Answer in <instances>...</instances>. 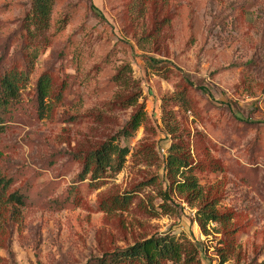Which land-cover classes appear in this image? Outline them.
I'll list each match as a JSON object with an SVG mask.
<instances>
[{"label":"rangeland","instance_id":"1","mask_svg":"<svg viewBox=\"0 0 264 264\" xmlns=\"http://www.w3.org/2000/svg\"><path fill=\"white\" fill-rule=\"evenodd\" d=\"M30 4L0 0V77L30 69L0 137V175L25 196L0 212V264H108L165 234L190 243L194 260L178 264H264V0H54L35 38ZM113 136L129 150L122 169L80 180ZM173 144L197 200L174 189ZM205 205L218 218L203 230Z\"/></svg>","mask_w":264,"mask_h":264},{"label":"trees","instance_id":"2","mask_svg":"<svg viewBox=\"0 0 264 264\" xmlns=\"http://www.w3.org/2000/svg\"><path fill=\"white\" fill-rule=\"evenodd\" d=\"M53 4L54 0H31L29 12L24 20V31L28 37L41 36L49 29ZM33 56L36 59L37 55ZM29 74L30 69L21 72L10 70L3 72L0 77V137L5 131L8 117L19 103L21 89L27 83ZM50 89V77L41 75L35 84V101L41 114L45 111V99ZM142 119L141 111L136 112L118 135L129 137L137 130ZM116 140V137H110L85 157L78 175L80 180L87 176L97 179L106 172L117 173L122 169L129 150L116 143ZM166 165L170 176L177 177L173 182L175 191L184 195L188 201L199 199L201 188L192 173L191 162L185 153L176 150L174 144L169 149ZM12 185L11 178L0 175V212L9 207L14 215L25 205V196L19 189L10 190ZM127 202V199L122 201ZM197 215L198 224L203 230L209 222H215L218 218L216 210L210 205L200 208ZM193 260L188 241H178L174 236L165 234L154 235L126 249L113 252L108 258V264H178L181 261L189 263Z\"/></svg>","mask_w":264,"mask_h":264}]
</instances>
